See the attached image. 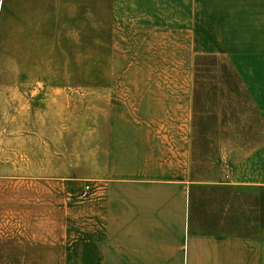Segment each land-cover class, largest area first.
<instances>
[{"label": "rangeland", "instance_id": "1", "mask_svg": "<svg viewBox=\"0 0 264 264\" xmlns=\"http://www.w3.org/2000/svg\"><path fill=\"white\" fill-rule=\"evenodd\" d=\"M146 7L0 0V264L93 263L82 252L88 224L82 187L119 169L111 167L112 150L127 146L136 155L153 140L137 118L147 105L132 92L141 80L173 77L159 53L163 40L143 20ZM216 63L229 72L223 89ZM229 64L225 56L199 54L191 68L195 178H219L252 135L264 132ZM240 196L255 205L245 230L264 235V190Z\"/></svg>", "mask_w": 264, "mask_h": 264}, {"label": "crops", "instance_id": "2", "mask_svg": "<svg viewBox=\"0 0 264 264\" xmlns=\"http://www.w3.org/2000/svg\"><path fill=\"white\" fill-rule=\"evenodd\" d=\"M119 1L147 2L143 20L163 40L159 53L173 77L141 80L132 92L153 113L140 107L137 116L153 140L136 155L127 146L112 150L111 167L119 169L92 179L83 258L92 264H264V235L243 225L252 221L253 199L240 196L264 190V132L252 135L219 178L193 177L197 92L190 81L199 54L227 57L264 129V0Z\"/></svg>", "mask_w": 264, "mask_h": 264}, {"label": "trees", "instance_id": "3", "mask_svg": "<svg viewBox=\"0 0 264 264\" xmlns=\"http://www.w3.org/2000/svg\"><path fill=\"white\" fill-rule=\"evenodd\" d=\"M229 65H230V68L232 69L233 73H235V75L238 77L237 73L233 70L231 64H229ZM216 67H220V69H217V73L219 74L218 82L221 83V85H227L229 82L228 81V79H229L228 70L224 66L219 65L218 63H216ZM239 79L240 78L238 77V82H239V86H240L241 82Z\"/></svg>", "mask_w": 264, "mask_h": 264}, {"label": "built area", "instance_id": "4", "mask_svg": "<svg viewBox=\"0 0 264 264\" xmlns=\"http://www.w3.org/2000/svg\"><path fill=\"white\" fill-rule=\"evenodd\" d=\"M90 193V184L89 183H85L82 187V191H81V198H86Z\"/></svg>", "mask_w": 264, "mask_h": 264}]
</instances>
